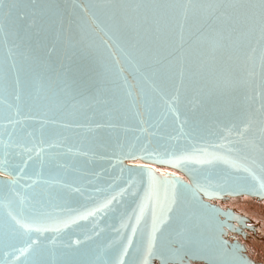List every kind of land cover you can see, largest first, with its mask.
<instances>
[{
  "label": "water",
  "instance_id": "obj_1",
  "mask_svg": "<svg viewBox=\"0 0 264 264\" xmlns=\"http://www.w3.org/2000/svg\"><path fill=\"white\" fill-rule=\"evenodd\" d=\"M186 2L0 0V264H261L215 201L264 200V38L199 31Z\"/></svg>",
  "mask_w": 264,
  "mask_h": 264
},
{
  "label": "snow or ice",
  "instance_id": "obj_2",
  "mask_svg": "<svg viewBox=\"0 0 264 264\" xmlns=\"http://www.w3.org/2000/svg\"><path fill=\"white\" fill-rule=\"evenodd\" d=\"M179 10L183 12L184 19L187 21L189 19V13L192 12L193 7L198 8L199 12L203 15L195 16L193 18V25L198 28L199 31L207 28L210 30L217 31V34L222 32H245V31H255L257 28L261 34V38H264V0H199L197 4L194 5L193 0H187L186 3L180 4ZM158 10H167L169 8L176 9L177 5L170 3H162L157 6ZM185 159H190V157H184ZM233 167H239V165L233 164ZM248 171V169H245ZM149 183L148 187L145 190L143 201L141 203V212L143 213L145 205L150 202L153 197L158 192V184L153 173L148 172ZM159 184L166 186H173L171 189H165L166 194L170 191V196H168V208L167 212L172 210V206L176 203V193L174 186L177 184V181L165 178L158 181ZM259 188L264 192V182L259 184ZM205 194L212 195L211 193ZM216 198H220L219 194L216 195ZM115 199V196L112 197ZM111 201H105L99 208L89 210L84 215H93L96 211L103 210L110 205ZM210 211L220 214L219 209L209 208ZM232 219L240 220V218L235 217L232 213H226ZM82 218V217H80ZM13 220H16L13 217ZM167 213L165 212L162 216L157 217L153 214V227L152 234L148 241V254L152 255V249L155 245L156 232L159 230V226L166 222ZM75 218L65 220L60 225L53 226L56 230L59 227L66 226L69 223H74ZM240 223H245L243 220H240ZM16 224L20 228L25 229L26 232H43L47 231V227L36 226L32 227L28 224L22 223L20 220H16ZM31 248V242L29 243V249ZM25 251V250H21ZM163 258V257H162Z\"/></svg>",
  "mask_w": 264,
  "mask_h": 264
},
{
  "label": "bare ground",
  "instance_id": "obj_3",
  "mask_svg": "<svg viewBox=\"0 0 264 264\" xmlns=\"http://www.w3.org/2000/svg\"><path fill=\"white\" fill-rule=\"evenodd\" d=\"M155 168L165 173V171H170L177 173L178 175L183 176L178 171L166 168L155 166ZM238 198V199H237ZM215 203L221 206L223 209H232L238 215L244 216L249 220V224L253 227L245 228L246 236L242 237L237 233H229V240L234 239L236 237L238 241L243 244L246 249V253L257 263L264 264V259L257 258L256 255H253V251L257 250L258 246H262L264 248V200L259 201L250 196H239V197H229L225 200H217ZM255 254V252H254ZM258 256V255H257ZM193 264H205L202 262H195Z\"/></svg>",
  "mask_w": 264,
  "mask_h": 264
},
{
  "label": "rangeland",
  "instance_id": "obj_4",
  "mask_svg": "<svg viewBox=\"0 0 264 264\" xmlns=\"http://www.w3.org/2000/svg\"><path fill=\"white\" fill-rule=\"evenodd\" d=\"M257 249H258V251L257 250L253 251V255H256L257 258H261V260H263L264 259V248L262 246H258ZM254 252H255V254H254Z\"/></svg>",
  "mask_w": 264,
  "mask_h": 264
}]
</instances>
